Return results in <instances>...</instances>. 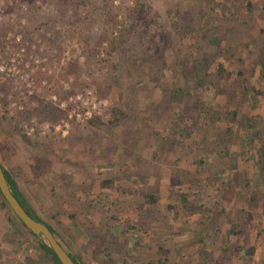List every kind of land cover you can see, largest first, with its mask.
Listing matches in <instances>:
<instances>
[{"label":"rangeland","instance_id":"1","mask_svg":"<svg viewBox=\"0 0 264 264\" xmlns=\"http://www.w3.org/2000/svg\"><path fill=\"white\" fill-rule=\"evenodd\" d=\"M263 152L264 0H0V161L80 261L264 264Z\"/></svg>","mask_w":264,"mask_h":264},{"label":"water","instance_id":"2","mask_svg":"<svg viewBox=\"0 0 264 264\" xmlns=\"http://www.w3.org/2000/svg\"><path fill=\"white\" fill-rule=\"evenodd\" d=\"M0 193L8 203L13 213L22 221V223L35 235L43 238L45 242L52 248L57 256L60 264H76L66 249L60 244L54 234L51 232L46 223L36 219L29 214L25 205L13 194L8 184L0 163Z\"/></svg>","mask_w":264,"mask_h":264},{"label":"trees","instance_id":"3","mask_svg":"<svg viewBox=\"0 0 264 264\" xmlns=\"http://www.w3.org/2000/svg\"><path fill=\"white\" fill-rule=\"evenodd\" d=\"M248 4L250 5V2L248 1ZM135 8H134V13L132 14V18H131V22L130 24L126 27L123 28V32L125 34H128L131 29L134 27V23H135ZM121 32V31H120ZM121 34V33H119ZM218 74H221L224 70H223V64L220 63L218 66ZM205 72V71H204ZM198 81H199V85L203 82V78L201 75H199L198 77ZM175 95L178 96L180 95V91H176ZM36 114L38 116H40L42 119L45 120H49L51 122L56 121L60 116H61V111L53 106H48L45 105V107H41L39 108V110L36 112ZM30 115H32V112H28L27 115L24 114L23 117L29 118ZM264 157V152H263V156ZM1 163V161H0ZM1 166L3 168V172L4 175L6 177V180L8 182V184L10 185V188L13 192V194L25 205V209L26 211L31 214L32 216H34L36 219L38 220H42L38 215L35 214L33 208L31 207V205L28 203V201L26 200V198L24 197V195L22 194L21 190L19 189L17 182L15 180V178L13 177V175L10 173L9 170H7L3 164L1 163ZM262 169H264V165L261 166ZM257 170H259V166L256 167ZM2 196V195H1ZM3 203L7 204L6 200L3 198ZM17 217V216H16ZM18 218V217H17ZM18 220L21 222V224L31 233L33 234L23 223L22 221L18 218ZM43 221V220H42ZM45 222V221H44ZM47 226L49 227V229L51 230L52 233H55V230L47 224ZM56 234V233H55ZM35 235V234H34ZM40 248L42 249V251L48 255L54 262H56V264H60L57 256L55 255L54 251L52 250V248L45 242V241H41L40 242ZM67 251V250H66ZM68 252V251H67ZM68 254L71 256L72 260L76 263V264H86L82 261H80L75 255L71 254L70 252H68Z\"/></svg>","mask_w":264,"mask_h":264},{"label":"flooded vegetation","instance_id":"4","mask_svg":"<svg viewBox=\"0 0 264 264\" xmlns=\"http://www.w3.org/2000/svg\"><path fill=\"white\" fill-rule=\"evenodd\" d=\"M46 223V225L48 224L47 222H45ZM49 225V224H48ZM51 226V225H50ZM52 227V226H51ZM53 228V227H52ZM54 229V228H53ZM54 234V236L57 238V236H56V234L55 233H53ZM57 240L59 241V239L57 238ZM60 242V241H59ZM60 244H61V242H60ZM62 245V244H61ZM63 246V245H62ZM64 247V246H63ZM64 249H65V247H64Z\"/></svg>","mask_w":264,"mask_h":264}]
</instances>
